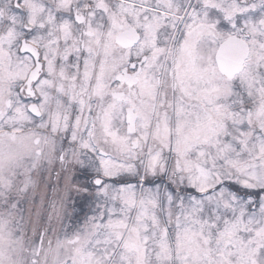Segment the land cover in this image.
Listing matches in <instances>:
<instances>
[{
	"label": "clouds",
	"instance_id": "clouds-1",
	"mask_svg": "<svg viewBox=\"0 0 264 264\" xmlns=\"http://www.w3.org/2000/svg\"><path fill=\"white\" fill-rule=\"evenodd\" d=\"M0 264H264V0H0Z\"/></svg>",
	"mask_w": 264,
	"mask_h": 264
}]
</instances>
